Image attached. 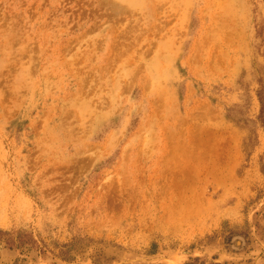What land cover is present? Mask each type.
Instances as JSON below:
<instances>
[{"label":"rangeland","instance_id":"rangeland-1","mask_svg":"<svg viewBox=\"0 0 264 264\" xmlns=\"http://www.w3.org/2000/svg\"><path fill=\"white\" fill-rule=\"evenodd\" d=\"M0 264H264V0H0Z\"/></svg>","mask_w":264,"mask_h":264}]
</instances>
